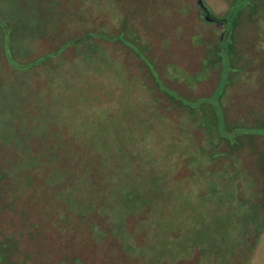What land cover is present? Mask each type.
<instances>
[{
	"label": "rangeland",
	"instance_id": "obj_1",
	"mask_svg": "<svg viewBox=\"0 0 264 264\" xmlns=\"http://www.w3.org/2000/svg\"><path fill=\"white\" fill-rule=\"evenodd\" d=\"M198 1L0 0V264H264V0Z\"/></svg>",
	"mask_w": 264,
	"mask_h": 264
},
{
	"label": "crops",
	"instance_id": "obj_2",
	"mask_svg": "<svg viewBox=\"0 0 264 264\" xmlns=\"http://www.w3.org/2000/svg\"><path fill=\"white\" fill-rule=\"evenodd\" d=\"M125 1H129V3L131 4V5H133V4H137L138 2H141L142 0H125ZM144 1V0H143ZM149 1V0H148ZM187 3H189V1H187V0H185ZM199 4V1L198 0H191L190 1V3L188 4V6H189V8H187L188 9V13H187V15L185 16V18H187V16L189 17V21H192L193 20V22H197L198 20H199V22L200 21H202L203 19H202V17H204V18H206V20L208 19L209 20V18H210V16L204 11V10H202V9H200V7H199V9L197 8V5ZM199 6V5H198ZM179 13V12H178ZM201 15V16H200ZM210 19H213V22H217V20L215 19V18H210ZM215 23H213L214 25H212V26H216L215 25ZM198 28H199V26H197V29H196V31L198 32L199 30H198ZM215 28V27H214ZM136 32H140V30L138 31L137 29L135 30ZM205 37H206V43H208V44H210V42H211V44L212 45H215L216 44V42L214 43V41H212V38H213V35H212V37H210V35H209V33L207 32V34L205 35ZM151 39V38H150ZM204 44H205V42H204ZM201 47V48H200ZM199 48H200V53H202V54H204V52L206 51V46L205 45H202V46H199ZM149 51V50H148ZM2 59H3V56H2ZM3 62H5V63H7L6 61H4L3 60ZM213 70V69H212ZM216 72H218L219 71V69H216L215 70ZM216 76H218V78L217 79H219V74H217ZM173 80H175L174 78H172ZM207 79H209L208 77H205V78H203L202 80H200V81H198L197 83V85L200 87V84L202 85L204 82H205V80H207ZM177 81V80H176ZM196 81H197V79H196ZM177 83H178V81H177ZM216 85H217V81H216ZM198 87V88H199ZM216 87V86H215ZM197 88V87H196ZM194 89V88H193ZM202 90V89H201Z\"/></svg>",
	"mask_w": 264,
	"mask_h": 264
},
{
	"label": "trees",
	"instance_id": "obj_3",
	"mask_svg": "<svg viewBox=\"0 0 264 264\" xmlns=\"http://www.w3.org/2000/svg\"><path fill=\"white\" fill-rule=\"evenodd\" d=\"M223 17H224V16H222V18H220V19H217V18H215V19H216L217 21H222V22L225 21V20H226V21L228 20V19H226V18L224 19ZM224 26H225L226 31H227V25H226V22H225V25H224ZM189 136H190V135H189ZM189 138H192V137H189ZM193 142H194V138L192 139V143H193ZM144 144H145V143H144ZM148 145H149V143L146 142L145 146H148ZM196 146H198V145H196ZM198 185H199V184H198ZM194 187H197V184L194 185ZM203 187H208V188H209V185H208V184L206 185V184L204 183ZM194 194H196V193H194ZM199 196H201V195L198 194L197 197H199ZM197 197H196V198H197ZM185 211H186V210H185Z\"/></svg>",
	"mask_w": 264,
	"mask_h": 264
}]
</instances>
